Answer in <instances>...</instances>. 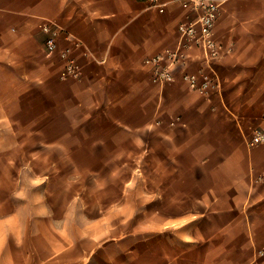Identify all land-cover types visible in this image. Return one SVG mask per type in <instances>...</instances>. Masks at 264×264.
<instances>
[{
    "label": "crops",
    "instance_id": "obj_1",
    "mask_svg": "<svg viewBox=\"0 0 264 264\" xmlns=\"http://www.w3.org/2000/svg\"><path fill=\"white\" fill-rule=\"evenodd\" d=\"M220 1L215 36L226 47H231L229 53L214 62L222 78L223 101L215 94L210 103L189 90L181 78L180 68L174 72V80L165 85L166 92L164 88L159 90L150 79L144 59L178 43V23L186 11L174 5L165 13H159L149 9L146 0H0V71L16 80L14 93L60 94L64 98V103L57 102L46 108L42 119L36 121L37 125L46 124L55 110L62 109L65 113H89L92 116L82 117L76 125H87L88 118L105 117L110 126L140 128L147 125L161 108L164 110L168 95L173 93L177 111H180L175 119L192 131L193 137L188 142L203 141L206 144L200 150L187 152L192 160L202 157V164L180 167L176 171L187 174L191 180L172 182L170 186L176 188L186 184V203L205 206V217L197 220L195 215L187 219L178 216L171 222L162 220L164 223L156 231H170L172 240L186 245L196 240L212 245L211 239L234 236L242 239V247L251 249L255 243L253 239L264 238V145L250 151L249 170L240 173L234 168L232 182L220 177L207 183L204 177L193 176L221 174L232 169L226 165L230 154L222 143L238 142L241 147L242 139L238 133L243 136L244 132L238 121L233 125L232 134L224 132L225 125L235 120L233 111L257 110L254 120L264 125V83L255 87L248 85L241 96L234 90L225 96L228 85L222 75L226 69L230 68L234 75L241 67L253 64L257 68L250 72L256 74L263 64L264 0ZM42 18L59 21L80 37L92 53L93 57L88 59L77 54L83 66L80 79H62V61L57 55L45 53V35L38 28ZM66 43L62 39L60 44ZM202 64L200 51L191 48L189 70L195 71ZM234 76L230 86L238 83L239 75ZM26 83H32L34 89L24 90L22 86ZM151 86L154 91L149 90ZM148 106L154 116L146 117ZM118 112L123 115L118 116ZM215 142L218 145H211ZM233 154L241 157L243 152L238 150ZM216 189L219 192H215ZM179 204H184V199L179 200ZM207 210H210L208 214ZM39 219L28 216L23 220L16 212L0 218L3 228L0 230V264H91L95 248L91 244L96 237L92 232L79 240L68 241L66 231L50 226L42 233V243L50 244L49 250L43 248V254L36 251L38 233L34 228L31 231L19 229V222L26 221L27 226L36 227ZM198 221H203L205 227H196ZM206 225L215 228L208 231ZM24 237L30 240L27 243L32 245V251L24 252ZM37 258L38 262H34ZM175 259L173 257L164 264H175Z\"/></svg>",
    "mask_w": 264,
    "mask_h": 264
},
{
    "label": "rangeland",
    "instance_id": "obj_2",
    "mask_svg": "<svg viewBox=\"0 0 264 264\" xmlns=\"http://www.w3.org/2000/svg\"><path fill=\"white\" fill-rule=\"evenodd\" d=\"M256 66H243L235 72L234 75H239L235 86L229 85L235 76L230 68L226 69L222 74L228 85L225 96L232 90L241 96L250 85L263 84L264 62L256 74H251ZM15 85L14 78L0 71V218L13 212L23 220L28 216L40 217L36 227L27 226L26 221L19 222V229L34 228L38 233L36 251L49 250L50 244L42 243V233L51 226L66 231L68 241L79 240L92 232L96 242L91 244L95 247L91 264H164L173 257L175 264H255L256 261L264 264V256L257 253L264 248V238L253 239L252 248L246 249L242 247V239L234 236L211 239L212 245L201 240L186 245L172 240L170 231H156L164 223L162 220L205 217V206L186 203V184L170 186L172 182L191 180L187 174L176 171L202 164V157L192 160L187 152L200 150L206 144L188 142L193 137L192 131L175 119L180 111L173 93L168 95L164 110L161 108L155 116L151 112L154 102L148 106L146 117L150 114L154 117L140 128L110 126L105 117L88 118L87 125H76L82 117L92 116L65 113L62 109L55 110L46 124L37 125L45 109L57 102L64 103V98L60 94L14 93ZM22 87L34 89L32 83ZM149 90L154 88L151 86ZM233 112L234 122L225 125L227 134L233 133L237 121L246 134L261 126L254 120L257 110ZM236 129L239 132L240 126ZM238 135L242 139L241 147L238 142L222 143L230 154L226 158L230 171L193 176L204 177L207 183L220 177L232 182L234 168L240 173L249 170V153L261 145L248 148L240 132ZM238 150L243 152L241 157L233 154ZM182 199L184 204L178 205ZM199 226L205 227L204 222L198 221L196 227ZM206 228L210 231L215 227L206 225ZM0 230L3 231L1 226ZM27 241L30 240L24 237L25 253L27 249L33 250Z\"/></svg>",
    "mask_w": 264,
    "mask_h": 264
},
{
    "label": "built area",
    "instance_id": "obj_3",
    "mask_svg": "<svg viewBox=\"0 0 264 264\" xmlns=\"http://www.w3.org/2000/svg\"><path fill=\"white\" fill-rule=\"evenodd\" d=\"M149 9L165 13L176 5L186 11L184 18L178 23L179 40L174 47L166 48L161 53L148 56L144 64L150 79L161 89L175 78L174 72L180 68L181 78L189 90L201 95L206 101L213 103L214 95L223 101V83L214 62L231 51L215 36V25L218 19L220 0H146ZM38 28L45 35L44 50L50 55H57L62 61L61 78L80 79L83 66L77 58L81 53L85 58L93 55L83 40L55 19L42 18ZM67 41L61 46V40ZM191 48L200 51L203 64L195 71L188 68ZM214 106V105H213ZM264 118V114H263ZM248 148L264 144V125L258 126L250 134L243 132ZM264 256V248L258 250ZM255 264H263L256 261Z\"/></svg>",
    "mask_w": 264,
    "mask_h": 264
}]
</instances>
